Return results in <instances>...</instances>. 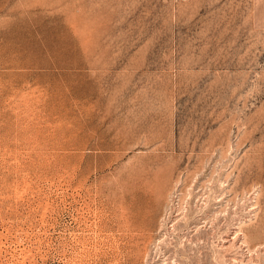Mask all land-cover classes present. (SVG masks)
<instances>
[{
	"label": "rangeland",
	"instance_id": "rangeland-1",
	"mask_svg": "<svg viewBox=\"0 0 264 264\" xmlns=\"http://www.w3.org/2000/svg\"><path fill=\"white\" fill-rule=\"evenodd\" d=\"M0 264H264V0H0Z\"/></svg>",
	"mask_w": 264,
	"mask_h": 264
},
{
	"label": "bare ground",
	"instance_id": "bare-ground-1",
	"mask_svg": "<svg viewBox=\"0 0 264 264\" xmlns=\"http://www.w3.org/2000/svg\"><path fill=\"white\" fill-rule=\"evenodd\" d=\"M159 195H160V192H159L158 195H156V196L153 195V197L149 199V202H151L152 205H153V204L155 205V203H156V201H157ZM142 197H143V196H142ZM143 199H144V198H143ZM222 241H223V240H222ZM232 243H233V242H232Z\"/></svg>",
	"mask_w": 264,
	"mask_h": 264
}]
</instances>
